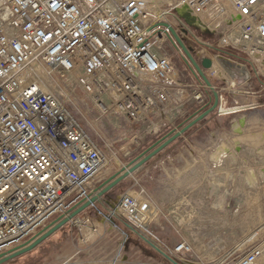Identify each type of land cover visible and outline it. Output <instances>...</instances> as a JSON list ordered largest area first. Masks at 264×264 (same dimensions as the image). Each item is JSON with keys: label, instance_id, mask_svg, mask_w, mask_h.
I'll list each match as a JSON object with an SVG mask.
<instances>
[{"label": "built area", "instance_id": "2783aa9c", "mask_svg": "<svg viewBox=\"0 0 264 264\" xmlns=\"http://www.w3.org/2000/svg\"><path fill=\"white\" fill-rule=\"evenodd\" d=\"M170 29L198 64L212 62L205 76L224 87L210 90L190 64L197 82L182 81L166 51L184 61ZM218 59L220 74L213 71ZM256 80L264 90V0H0V258L68 217L120 170L82 125L78 107L90 102L99 118L110 114L154 133L183 117L188 105L212 103L206 92H216L220 105L240 84L246 97L256 96ZM232 149L239 154L240 143ZM258 155L253 149V167ZM259 171L254 186L264 183V166ZM104 205L107 216L96 204L87 209L102 223L118 216L140 235H149L157 217L143 189ZM86 210L68 223L80 251L100 229ZM192 249L182 241L171 253L182 262ZM71 259L64 264H115ZM234 264H264V243Z\"/></svg>", "mask_w": 264, "mask_h": 264}, {"label": "rangeland", "instance_id": "374dc122", "mask_svg": "<svg viewBox=\"0 0 264 264\" xmlns=\"http://www.w3.org/2000/svg\"><path fill=\"white\" fill-rule=\"evenodd\" d=\"M166 48L182 81L196 83L197 81L179 53L169 46ZM207 79L216 87H224V84L214 78ZM244 91V87L240 84L235 89L234 99L228 98V94L225 93L223 96L227 106L233 101L246 103ZM253 93H256V96H253V114L244 112L246 109L242 107L238 114H221L219 109L220 112L226 110L224 107L220 108L219 103L215 111L169 145L173 150L172 153L176 151V154L177 152L181 154L176 161L177 157H173L172 164L175 165L178 161V163H184L188 160L193 168H201L198 156L202 151L212 153L217 148L226 147L232 151V156L237 155L235 164L232 158H228L226 162L223 160L224 163L220 164V167L210 163L208 171L206 169L203 171L204 179L209 180L211 184L206 183L205 193L203 196L195 197V195L194 202L183 203L182 201L178 204V207L186 208L187 213L180 215L177 220L166 223L167 227L171 225L174 227L172 234L157 236L151 230L149 235H140L132 232L123 219L114 216L111 222H100L103 227L99 229L98 238L90 240L81 251L76 244L77 229L66 226L65 229L56 232L30 252L5 264H64L70 257H72L70 262L82 263L113 260L115 264H173L150 247L145 239L176 264H234L251 245L264 243V183L259 182L254 186L253 183L249 184L246 181L249 173H253L254 170L256 174H260L259 169L264 166V90H261L260 81L253 82ZM206 94L207 96L212 95L211 92H206ZM85 104L76 110L82 125L96 143L113 156L115 164L124 167L157 141L170 132L178 131L195 115L202 113L205 103L188 105L183 117L160 127L154 133L145 124L130 123L110 114L99 118L91 103ZM240 120L245 122L243 129L234 127ZM233 127L239 129L238 132H242V135H236ZM236 142L240 143L241 152L239 154H234L232 149ZM253 149L261 152V155H258L256 167H253ZM186 153H189V156ZM192 153L194 155L191 156ZM155 157L147 162L151 167L149 178L143 177L139 185H130L132 186L130 188L125 186L119 190L130 192L136 197L141 189L145 191V188L147 190L150 188L149 192L153 196L154 187L162 186L156 183V176H160L161 173L153 170V165L164 162L169 169L168 158H172L170 153ZM167 173H165V179H167ZM198 189L201 192V188ZM118 191L114 192V196L113 194L109 196L108 193L103 199H117L121 195H118ZM145 193L147 194V191ZM97 210L105 216L109 213L106 205L101 208L97 207ZM85 213L94 223L98 222L94 219L104 220L95 209H90ZM182 241L191 243L193 249L191 254L180 262L173 258L171 252ZM100 248H104V251L106 248L108 252H95ZM78 251H80L79 254H77Z\"/></svg>", "mask_w": 264, "mask_h": 264}, {"label": "crops", "instance_id": "0c3cea01", "mask_svg": "<svg viewBox=\"0 0 264 264\" xmlns=\"http://www.w3.org/2000/svg\"><path fill=\"white\" fill-rule=\"evenodd\" d=\"M207 97L209 98V100L210 99L213 100L211 94L208 95ZM252 106H253V96H248V97H246V103H236L233 101V103H230V105L227 106V102H226V104L221 103L220 108L224 107V110H226V111H233V112L229 113L232 115V114L240 113L241 112L240 107H242V108L246 109V110H244V112H248L251 115V114H253ZM172 151L173 150L171 149V147L168 146L164 150H162L159 154L156 155V157L158 158V157H162V156H165L168 153H170V157H172V158H168L169 159V166H170L169 169L166 167V165H164V162L160 163L158 165H156V164L153 165V170H156V171L158 170L161 173V174L159 173L160 176H156L157 177L156 183H158L160 185L162 184V186L159 187V185H158V186L154 187V191H153L154 195L153 196L151 195L152 193L149 192L150 188H148L149 190H147L145 188V191H147V195L150 198L151 205L155 208V210L157 212L156 219L151 224L148 225L147 229L149 232L152 230L153 233L157 236H161L164 234H172V230H174V227H172V225L170 227H167L166 223L167 222L170 223V222H172V220H177V218H179L180 215H182V214L184 215L187 213L186 208L178 207V204L182 203V201H184L183 203H187V202L189 203V200H187V199H191L195 195H196L195 197L203 196V194L205 193L204 188L207 186V184L208 185L211 184V183H209V180L204 179V176H203V171L205 169L207 170L210 163H213V165L216 164V166L218 165L220 167V164L224 163L223 160H225V162H226L227 161L226 159H228V158H232V161L234 164L237 162L236 161L237 155L232 156L231 155L232 151L230 149L219 148V149H216L215 152H212V153L210 151H207V152L202 151L200 154L201 156L196 155V156L200 157L199 161L201 162V168H199V167L193 168L192 167L193 165L190 164V162L188 160H186L184 163H178L179 162L178 161L174 165V164H172V162L174 160L173 157L174 156L177 157V159H175V161H176V160H178V158L181 157V154L178 152L176 154L175 153L176 151L172 153ZM186 155L189 156V153H186ZM192 155H194V153H192L191 156ZM211 157H214V158H211ZM121 167H122V165H121ZM150 169H151V167H150L149 163H146L144 166H142L136 172H134L131 176H129L125 180L121 181L117 186H115L109 192V196L112 194L114 196V192L116 193L119 189H122L125 186H129V188H130L132 186L139 185L141 183V180L143 177L149 178ZM167 172L170 173V175ZM165 173H167V175H166L167 179L164 178ZM130 185H132V186H130ZM198 188H201V192H199ZM188 189L189 190L191 189V190L189 191ZM195 190H197L196 191L197 193H195ZM124 193H126V192H123V190L118 191V195L124 194ZM105 201H106V199L102 198V200L100 202L96 203V207L101 208V206L104 205ZM179 209H181V211H179ZM88 210H90V209H87L86 212ZM94 220L98 221V222H95V224L98 225L99 228L103 227V224L100 223V222H102L101 220H99V219H94ZM66 226L70 227L71 225L67 224L56 232H59L60 230L65 229ZM54 234H52V235H54ZM98 236H99V231H98V235L96 238H98ZM93 243H94V241H93ZM147 244H149V243H147ZM149 246L152 247L150 244H149ZM95 252H105L106 253L108 251L106 248H105V251H104V248H100Z\"/></svg>", "mask_w": 264, "mask_h": 264}, {"label": "water", "instance_id": "95a60500", "mask_svg": "<svg viewBox=\"0 0 264 264\" xmlns=\"http://www.w3.org/2000/svg\"><path fill=\"white\" fill-rule=\"evenodd\" d=\"M181 16L185 18L188 24H193L194 20L189 18L186 14L181 13ZM170 34L173 40L176 42L178 48L181 50L182 54L184 55V62L187 66H190L194 69L197 73L198 77L203 81V83L212 90L211 84L207 77L205 76L204 70L211 68L212 62L209 59H204L200 64H198L191 54V50L185 46L182 40L176 35L173 29H170ZM189 69L192 71L191 67ZM193 72V71H192ZM212 104L207 107L202 113L195 115L190 122H188L185 126L179 129L176 132H170L167 136L163 137L159 141H157L154 145L144 151L141 155L133 159L127 166L122 167L117 173L111 175L108 179H106L100 185V191L90 198L89 201L74 207L70 212L69 216L64 219H56L50 223L47 229L41 231L37 237H34L30 241L26 242L25 244L19 246L18 248L14 249L9 255L0 258V264H5L10 260H13L17 257H20L35 247L40 245L42 242L47 240L52 234L56 231L61 229L63 226L67 225L69 221L81 214L84 210L89 208L90 206L95 205L97 202H100L103 197H105L115 186H117L121 181L125 180L129 176H131L134 172H136L139 168L144 166L148 161L154 158L157 154H159L162 150L168 147L171 143L176 141L179 137L185 134L189 129L195 126L197 123L202 121L208 115H210L213 111L218 108L219 105V98L216 92H212ZM241 121V120H240ZM239 121V122H240ZM149 243L148 241H146ZM159 254L163 257L171 261L172 263L176 264L172 259L167 257L159 248L154 246L153 244L149 243Z\"/></svg>", "mask_w": 264, "mask_h": 264}, {"label": "bare ground", "instance_id": "6f19581e", "mask_svg": "<svg viewBox=\"0 0 264 264\" xmlns=\"http://www.w3.org/2000/svg\"><path fill=\"white\" fill-rule=\"evenodd\" d=\"M214 61H216L215 63L213 62V71L216 73V74H220V72H221V66L224 64L223 63V61H221V60H214ZM228 69L229 70H232V69H235V66L234 65H228ZM243 71V70H242ZM241 71V72H242ZM244 124H245V122H244V120H241L240 122H236V124L234 125V127H241V129H243L244 128ZM233 127V132L236 134V135H242V132H238L239 131V129H236V128H234ZM235 135V136H236ZM223 148H226V147H223ZM216 149V148H215ZM218 149V148H217ZM224 151V150H223ZM226 151V150H225ZM218 161V160H217ZM217 163V162H216ZM213 164V163H212ZM211 164V165H212ZM218 166V165H217ZM247 182H249V184L251 183H253V175H252V173H249L248 175H247Z\"/></svg>", "mask_w": 264, "mask_h": 264}, {"label": "trees", "instance_id": "16d2710c", "mask_svg": "<svg viewBox=\"0 0 264 264\" xmlns=\"http://www.w3.org/2000/svg\"><path fill=\"white\" fill-rule=\"evenodd\" d=\"M225 54H226L227 56L232 57V58H239V57H237L236 55L231 54V53H229V52H226ZM209 105H210L209 103H205V104H204V107H203L202 109H203V110H205V108L207 109V107H208Z\"/></svg>", "mask_w": 264, "mask_h": 264}]
</instances>
